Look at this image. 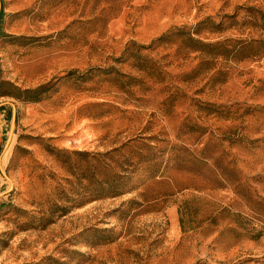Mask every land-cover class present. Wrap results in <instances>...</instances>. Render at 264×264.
I'll use <instances>...</instances> for the list:
<instances>
[{
	"label": "rangeland",
	"instance_id": "1",
	"mask_svg": "<svg viewBox=\"0 0 264 264\" xmlns=\"http://www.w3.org/2000/svg\"><path fill=\"white\" fill-rule=\"evenodd\" d=\"M0 1V264H264V0Z\"/></svg>",
	"mask_w": 264,
	"mask_h": 264
},
{
	"label": "trees",
	"instance_id": "2",
	"mask_svg": "<svg viewBox=\"0 0 264 264\" xmlns=\"http://www.w3.org/2000/svg\"><path fill=\"white\" fill-rule=\"evenodd\" d=\"M3 17V11L0 15V23L2 21ZM167 36H170L169 34L165 35L162 38H159L155 42H162L166 39ZM186 39L188 42H190V48H192L195 51L200 52L203 54L206 50L207 47L215 46L217 47V50L220 48V45H223L221 43H215V44H207L199 39H196L192 36H186ZM256 45L258 52L256 55H253V59L258 60L259 58L264 56V38L260 39H252L250 41H243L239 44H237L233 49H228L225 47L222 52L215 53L214 58H218L219 55L220 57H226L228 54H232L234 56L240 54L242 51L247 49L248 47H251L252 45ZM260 47V49H259ZM153 49V46H145V45H137L136 43H131L125 50L124 55L126 56L123 60L124 61H132V64L139 70L147 73L149 77L156 78L159 75H164V71L159 70L157 67V64L149 55L143 54L142 51H147ZM205 49V50H204ZM44 92V90L37 91L35 95L32 96V98H40V95ZM107 155H112L111 153L108 154H103L102 157H106ZM76 166V165H75ZM75 166H71L76 170ZM106 168H109L110 165H106ZM102 167H100L97 171L98 176L97 181H96V193L94 194L95 198L94 200H102V199H107V198H115L119 197L121 195H124L126 193L131 192L133 189H131L128 185V172L127 170L124 171V173H118V172H113V173H102L101 172ZM72 176L77 175L75 173L71 174ZM67 200H69L68 195ZM66 203L64 204H55L54 208H52L49 212H39L40 217L39 221L43 222V225L41 228H44L56 221L59 217H62L68 213V210L70 207H67V202L70 201H65ZM181 225L184 231L186 230L185 228V222L183 219H181Z\"/></svg>",
	"mask_w": 264,
	"mask_h": 264
},
{
	"label": "water",
	"instance_id": "3",
	"mask_svg": "<svg viewBox=\"0 0 264 264\" xmlns=\"http://www.w3.org/2000/svg\"><path fill=\"white\" fill-rule=\"evenodd\" d=\"M1 9H2V3H1V1H0V14H1ZM15 123H16V109H15V107H14V114H13V122H12L11 136H12L13 133H14ZM11 139H12V138H11ZM11 139H10L9 143L7 144L5 150L8 148V146H9V144H10V142H11ZM5 150H4V151H5ZM2 155H3V154H2ZM2 155H1V157H0V165L2 164ZM4 176H5L8 180H10L5 174H4ZM1 196H2V195H0V197H1Z\"/></svg>",
	"mask_w": 264,
	"mask_h": 264
},
{
	"label": "bare ground",
	"instance_id": "4",
	"mask_svg": "<svg viewBox=\"0 0 264 264\" xmlns=\"http://www.w3.org/2000/svg\"><path fill=\"white\" fill-rule=\"evenodd\" d=\"M7 153V152H6Z\"/></svg>",
	"mask_w": 264,
	"mask_h": 264
}]
</instances>
